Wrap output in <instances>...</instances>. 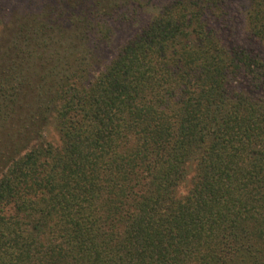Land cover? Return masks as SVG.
I'll return each instance as SVG.
<instances>
[{"label": "trees", "instance_id": "trees-1", "mask_svg": "<svg viewBox=\"0 0 264 264\" xmlns=\"http://www.w3.org/2000/svg\"><path fill=\"white\" fill-rule=\"evenodd\" d=\"M0 264H264V0H0Z\"/></svg>", "mask_w": 264, "mask_h": 264}]
</instances>
